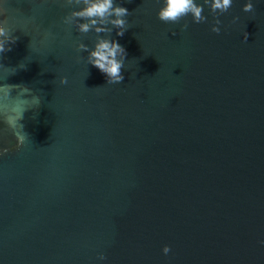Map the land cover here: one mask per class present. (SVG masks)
Returning a JSON list of instances; mask_svg holds the SVG:
<instances>
[{
    "label": "water",
    "instance_id": "95a60500",
    "mask_svg": "<svg viewBox=\"0 0 264 264\" xmlns=\"http://www.w3.org/2000/svg\"><path fill=\"white\" fill-rule=\"evenodd\" d=\"M246 2L165 24L163 0H113L118 37L81 33L77 0H0L18 37L0 53V264H264V0ZM100 39L127 53L120 84L88 63Z\"/></svg>",
    "mask_w": 264,
    "mask_h": 264
},
{
    "label": "clouds",
    "instance_id": "9594fccd",
    "mask_svg": "<svg viewBox=\"0 0 264 264\" xmlns=\"http://www.w3.org/2000/svg\"><path fill=\"white\" fill-rule=\"evenodd\" d=\"M78 3H82L84 7L79 11L73 12L72 17L85 20L86 23L79 24L78 30L81 33H88L93 30L96 33L104 32L105 20L115 29H118L116 36L122 37L129 29L128 21L125 19L129 16V12L125 7L114 6L113 0H77ZM233 0H203V5L197 4L195 0H163V6L157 13V19L165 24H175L186 16H191L194 24H201L206 22V17L202 15L204 11V4L208 5L211 12L226 13L232 7ZM245 13H251L254 11V6L251 0H248L242 8ZM112 17V19H108ZM238 17L233 18V23L236 22ZM65 22H68L67 20ZM221 21L219 19L213 20V25L210 31L215 34L220 33ZM100 26H97V25ZM183 28H187V24L183 25ZM248 35L244 34V40L247 41ZM18 37L13 34L11 29L7 26V21H0V53L11 51V45H14ZM79 50L88 51L87 47L83 44L78 45ZM127 53L125 49L115 40L100 39L94 45L92 51L88 56V63L101 72L106 81L110 85L120 84L124 80L122 75V69L126 60ZM59 83L64 85L67 83L66 78H61ZM9 92L5 91L4 96L7 98ZM38 99V98H37ZM28 111L25 109V112ZM24 112V113H25ZM24 113L19 116L15 114V110L12 112H5L4 122L10 129L13 130V134L16 137L15 147L23 145L27 139V133L23 129V125L20 121L24 117ZM18 123L21 124V131H17ZM23 132V134H22ZM7 152L8 149H4ZM264 244V241L260 242ZM170 248L165 246L163 253L168 254ZM105 257L101 256V259Z\"/></svg>",
    "mask_w": 264,
    "mask_h": 264
}]
</instances>
